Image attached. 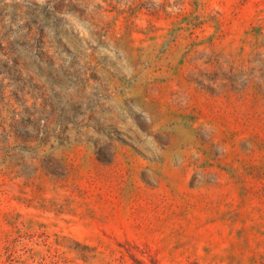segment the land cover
Listing matches in <instances>:
<instances>
[{
	"label": "rangeland",
	"instance_id": "obj_1",
	"mask_svg": "<svg viewBox=\"0 0 264 264\" xmlns=\"http://www.w3.org/2000/svg\"><path fill=\"white\" fill-rule=\"evenodd\" d=\"M0 264H264V0H0Z\"/></svg>",
	"mask_w": 264,
	"mask_h": 264
}]
</instances>
